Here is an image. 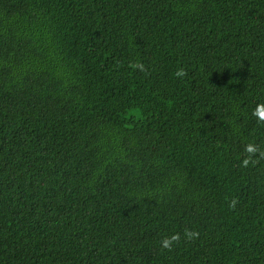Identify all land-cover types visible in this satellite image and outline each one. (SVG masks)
Returning a JSON list of instances; mask_svg holds the SVG:
<instances>
[{
	"label": "trees",
	"instance_id": "obj_1",
	"mask_svg": "<svg viewBox=\"0 0 264 264\" xmlns=\"http://www.w3.org/2000/svg\"><path fill=\"white\" fill-rule=\"evenodd\" d=\"M259 105L264 0H0V264H264Z\"/></svg>",
	"mask_w": 264,
	"mask_h": 264
},
{
	"label": "clouds",
	"instance_id": "obj_2",
	"mask_svg": "<svg viewBox=\"0 0 264 264\" xmlns=\"http://www.w3.org/2000/svg\"><path fill=\"white\" fill-rule=\"evenodd\" d=\"M176 75L177 77H182L186 75V73L183 69H181L176 73ZM254 114L258 116L261 121H264V105H259ZM247 150L248 152H254L256 149L254 148V146L249 145ZM185 235L188 236L189 239H192L196 237L198 234L194 232L186 231ZM179 239H180L179 235H173L170 238L166 237L162 241V246L165 249L171 250L172 244L178 241Z\"/></svg>",
	"mask_w": 264,
	"mask_h": 264
}]
</instances>
